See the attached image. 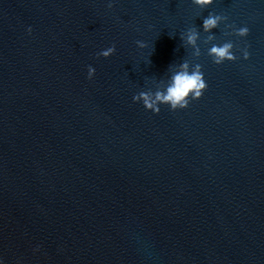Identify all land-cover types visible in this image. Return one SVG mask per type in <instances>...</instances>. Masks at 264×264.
<instances>
[{"label": "water", "instance_id": "obj_1", "mask_svg": "<svg viewBox=\"0 0 264 264\" xmlns=\"http://www.w3.org/2000/svg\"><path fill=\"white\" fill-rule=\"evenodd\" d=\"M224 43L238 59L217 66ZM183 62L200 100H133ZM0 257L264 264V0H0Z\"/></svg>", "mask_w": 264, "mask_h": 264}, {"label": "clouds", "instance_id": "obj_2", "mask_svg": "<svg viewBox=\"0 0 264 264\" xmlns=\"http://www.w3.org/2000/svg\"><path fill=\"white\" fill-rule=\"evenodd\" d=\"M200 8H209L216 3V0H194ZM221 17L210 14L203 20V29L205 32L211 33L214 29L220 26ZM32 29L28 28L29 34ZM236 35L242 38H247L250 30L247 26H237L235 29ZM181 39H186L188 45L197 48V41L199 33L190 31L186 37L182 36ZM141 47H147L141 44ZM116 52L115 46L106 48L101 52V55L108 59ZM236 49L232 43L213 44L208 49V55L212 58V62L217 66L223 65L225 62H236L238 57L235 54ZM243 59H250V53L245 49L242 53ZM96 70L94 67H88V79L92 80L95 77ZM207 83L205 80L203 67L200 64L190 65L188 62L181 63L172 72L169 80L163 89L155 92L141 91L138 95L133 97L136 103H140L144 108L153 113L159 114L161 106L169 107L172 111L185 110L189 107L190 102L193 100H200L207 90ZM39 251V247L35 249ZM0 264H5V261L0 257Z\"/></svg>", "mask_w": 264, "mask_h": 264}]
</instances>
